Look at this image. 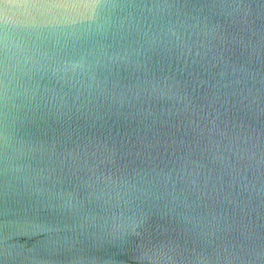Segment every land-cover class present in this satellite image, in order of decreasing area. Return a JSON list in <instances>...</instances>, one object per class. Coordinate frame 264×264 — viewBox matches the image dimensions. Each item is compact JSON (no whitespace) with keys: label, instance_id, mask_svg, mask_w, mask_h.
Here are the masks:
<instances>
[{"label":"water","instance_id":"water-1","mask_svg":"<svg viewBox=\"0 0 264 264\" xmlns=\"http://www.w3.org/2000/svg\"><path fill=\"white\" fill-rule=\"evenodd\" d=\"M0 264H264V0H0Z\"/></svg>","mask_w":264,"mask_h":264}]
</instances>
